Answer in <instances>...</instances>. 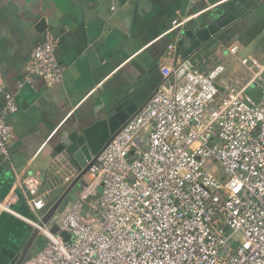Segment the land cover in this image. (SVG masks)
<instances>
[{"label":"built area","instance_id":"1","mask_svg":"<svg viewBox=\"0 0 264 264\" xmlns=\"http://www.w3.org/2000/svg\"><path fill=\"white\" fill-rule=\"evenodd\" d=\"M57 47L47 31L24 83L61 82ZM227 51L238 56L240 46ZM240 63L247 76L231 82L222 81V64L179 81L178 68H163L158 90L91 163L98 198L81 192L50 225L38 179L21 175L15 186L34 215L28 222L47 240L23 264H264V61ZM5 101L0 159L7 161L6 115L18 108L12 94ZM12 203L13 195L0 201V212L14 213Z\"/></svg>","mask_w":264,"mask_h":264},{"label":"crops","instance_id":"2","mask_svg":"<svg viewBox=\"0 0 264 264\" xmlns=\"http://www.w3.org/2000/svg\"><path fill=\"white\" fill-rule=\"evenodd\" d=\"M225 14L236 20L193 54L204 56L195 69L208 72L222 64V81L231 82L247 76L242 57L264 61V0H0V114L7 93L18 108L6 115L13 129L11 159H0V201L13 195L14 212H0V264H9L36 230L16 180L38 179L46 216L81 173L67 150L56 152L63 134L106 118L156 69L163 76V68H179L190 48L184 46L193 38L199 42L203 30ZM47 31L58 41L57 58L65 68L52 88L39 78L24 83L31 54ZM233 43L240 46L238 56L228 54ZM85 176L82 192H93L88 199L96 200L99 186ZM76 195L67 208L81 192ZM46 243L39 233L26 260Z\"/></svg>","mask_w":264,"mask_h":264},{"label":"water","instance_id":"3","mask_svg":"<svg viewBox=\"0 0 264 264\" xmlns=\"http://www.w3.org/2000/svg\"><path fill=\"white\" fill-rule=\"evenodd\" d=\"M245 9V8H243ZM226 14L219 18L209 28L204 29V33L199 36V42L193 44L190 41L185 47L189 49L183 52L184 63L179 66L176 71V79L179 81L190 71L198 66L199 62L204 59V56L198 51L193 54L194 49L200 48L203 42L208 40L211 36L217 34L221 29L230 24L232 20H236L231 15V19H224ZM216 25V26H215ZM182 42H180V45ZM193 54V56H191ZM163 76L160 68L156 69L151 76L138 88L130 92L129 97L122 102L113 112L106 118L99 119L86 129L74 131L72 134L64 133L65 140L56 148V152L67 150L72 162L80 169L81 173L66 190V192L53 204L46 216L43 223L47 224L56 213H63L70 203V194L75 187L84 179L87 171L93 160L99 153L108 145V143L117 135L123 127L145 106L152 95L158 90ZM2 162V160H0ZM7 163L5 162V166ZM8 166V165H7ZM58 228L54 227L53 232H57ZM38 230H35L33 236L24 245L22 251L9 263V264H23L28 257V253L33 246V243L38 236ZM65 240L69 239L67 233H63Z\"/></svg>","mask_w":264,"mask_h":264},{"label":"rangeland","instance_id":"4","mask_svg":"<svg viewBox=\"0 0 264 264\" xmlns=\"http://www.w3.org/2000/svg\"><path fill=\"white\" fill-rule=\"evenodd\" d=\"M219 171L220 170H218V172ZM84 187H85V178L75 187V189L71 192L69 198H73V196H77L76 194H79L80 192H82Z\"/></svg>","mask_w":264,"mask_h":264}]
</instances>
